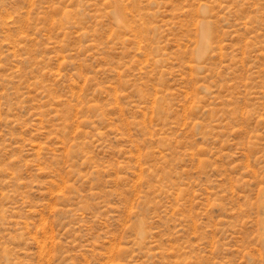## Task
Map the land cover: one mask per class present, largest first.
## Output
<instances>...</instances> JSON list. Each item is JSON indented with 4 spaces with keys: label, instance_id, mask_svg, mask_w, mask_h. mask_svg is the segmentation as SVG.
I'll list each match as a JSON object with an SVG mask.
<instances>
[{
    "label": "rangeland",
    "instance_id": "1",
    "mask_svg": "<svg viewBox=\"0 0 264 264\" xmlns=\"http://www.w3.org/2000/svg\"><path fill=\"white\" fill-rule=\"evenodd\" d=\"M0 264H264V0H0Z\"/></svg>",
    "mask_w": 264,
    "mask_h": 264
},
{
    "label": "bare ground",
    "instance_id": "2",
    "mask_svg": "<svg viewBox=\"0 0 264 264\" xmlns=\"http://www.w3.org/2000/svg\"><path fill=\"white\" fill-rule=\"evenodd\" d=\"M208 40V39H207ZM208 42V41H207ZM201 48V47H200ZM202 49H203V47H202Z\"/></svg>",
    "mask_w": 264,
    "mask_h": 264
}]
</instances>
